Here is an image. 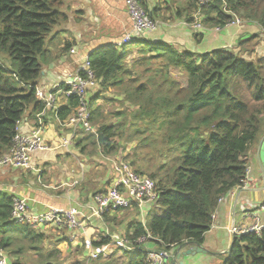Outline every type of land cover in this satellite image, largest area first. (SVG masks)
<instances>
[{
  "label": "trees",
  "instance_id": "16d2710c",
  "mask_svg": "<svg viewBox=\"0 0 264 264\" xmlns=\"http://www.w3.org/2000/svg\"><path fill=\"white\" fill-rule=\"evenodd\" d=\"M67 1L0 0V157L10 149L28 108L36 114L43 106L36 86L45 64L54 60L49 57L47 42L55 28L68 20ZM142 5L148 9L144 2ZM200 5V0H186L176 8L177 14L192 21L200 10L205 27H225L234 15L243 14L260 28L237 42L250 56L223 47L182 52L173 44L152 43L153 36L123 48L102 45L89 55L98 89L116 88L127 103L138 108L130 123L128 119L119 125L102 123L97 125V136H89L98 140L107 155L119 147L113 142L116 137L138 141L130 162L156 181L157 199L152 206L156 212L148 214L145 224L132 223L128 236L136 239L148 233V241L168 253L189 243L203 244L221 199L243 184L249 152L264 136V54L252 56L258 52L255 43L264 35V0H210ZM134 43L140 47L139 59L129 67L127 46ZM68 46L66 43L63 49L69 50ZM138 66L152 72L146 83L137 84L133 77ZM171 67L184 72L182 81L172 77ZM77 104L75 96H70L58 108V117H68ZM100 111V107L94 109L93 125L98 124ZM116 115L124 118L121 113ZM13 202L12 194L0 190V245L17 254L23 250L18 246L21 239L35 248L44 236L11 220ZM110 240L103 237L94 243ZM58 253L38 251L45 258ZM224 255L219 264H264V229L261 235H236ZM124 256V264H148L143 249L132 255L125 251Z\"/></svg>",
  "mask_w": 264,
  "mask_h": 264
},
{
  "label": "crops",
  "instance_id": "0c3cea01",
  "mask_svg": "<svg viewBox=\"0 0 264 264\" xmlns=\"http://www.w3.org/2000/svg\"><path fill=\"white\" fill-rule=\"evenodd\" d=\"M141 2H144L153 12L152 17L159 21V28L153 33L152 43L173 44L182 52L190 50L203 53L221 47L230 49L240 37H248L260 31L254 22L246 24L243 28L231 26L222 27L220 30H216L214 26L205 27L202 23L205 30L196 31L192 27L193 20H186V15H178L176 7L172 15L166 14L163 0H141ZM65 11L69 16L67 22L57 26L48 38L49 57L54 60L45 64L37 84L45 91L51 90L55 84L70 79L94 49L117 42L132 26L131 18L122 0H68ZM165 17L168 19L165 20ZM66 43L69 45V50L63 49ZM132 45L134 44L129 46ZM129 46H127L129 51L126 65H131L132 58L129 57L139 54L140 49V47ZM112 88L107 91H101L100 88L91 95V98H96L91 101L93 111L96 107L101 108L100 114L97 115L99 119L98 124L95 125L96 128L102 123L111 125L123 123V118L116 115L119 110L115 112V109H111L115 107V98L119 102L120 100L126 102L125 95L116 96L114 92L111 94L108 91ZM59 96V105H66L68 102L66 96ZM44 123V137L50 148L32 155L33 167L30 169L0 167V190L25 199L32 211L72 206L80 210L84 229L79 230L77 236L72 238L71 235L76 234V231L70 230H45L44 228L37 230L44 238L55 233L56 248L60 249L62 255L67 256L66 250L72 247L71 255L76 262L77 257H80V251H83L82 255L87 256L86 249L83 248L85 238H93L94 242H98L103 237L112 239L115 234L129 235L133 230L132 223L147 222L152 207H145L144 212L133 207L107 211L102 215L94 213V194L106 190L115 181L111 159L122 155L133 162L132 155L135 153L133 150L137 145L136 140L127 142L119 137L114 138L113 142L119 147L107 155L103 152L98 140L89 136L90 132L71 133L72 129L62 126L53 112L48 113ZM19 124L22 133H30L37 126V118L32 107L28 108ZM65 138L71 139L69 148L62 146ZM122 144L127 147V151L121 146ZM253 161L254 158L249 159L251 167L249 186L245 190L233 189L224 200L220 201L214 213L211 228L205 234L203 244L200 245L205 252L182 255L177 260L178 264L180 262L182 264H213L219 253L222 259L234 240L235 236L229 232V227L251 224L252 213L264 220V211L257 209L258 205L264 202V178L262 181L258 180V171L262 169L256 161ZM50 237V240H53L52 234ZM151 243L152 245L146 243L144 246L147 249H158L153 242ZM195 245L197 244L189 243L182 248L188 249ZM180 247L171 250L169 262H175V252ZM129 253L134 254V252ZM123 255L125 251L119 250L114 257ZM112 259L109 258L106 261L110 262Z\"/></svg>",
  "mask_w": 264,
  "mask_h": 264
},
{
  "label": "built area",
  "instance_id": "2783aa9c",
  "mask_svg": "<svg viewBox=\"0 0 264 264\" xmlns=\"http://www.w3.org/2000/svg\"><path fill=\"white\" fill-rule=\"evenodd\" d=\"M126 11L129 14L132 26L123 37L113 43L117 48H123L136 40L150 39V33L157 31L159 24L150 15L149 11L142 5L141 0H122ZM227 3V0H222ZM210 0H200V6L207 5ZM223 8L227 10V6ZM241 20L234 15L225 27L231 25H241ZM192 27L195 30H205L202 25V16L200 10L194 15ZM222 27H216L220 30ZM153 36V35H152ZM100 83L96 72L91 65V60L86 57L81 63L76 73L70 79L63 83L55 84L51 90L45 91L36 86V95L43 103L42 108L36 112L37 126L30 133L21 132L18 123L16 135L10 149L0 157V167H19L23 169L32 168V155L38 151L50 148L44 137L45 123L44 118L49 112H53L62 126L71 128V133L80 131L90 132L97 135V128L91 122L93 109L91 106V95L99 88ZM59 95H64L68 99L75 96L77 107L74 112L65 119L58 117ZM71 139L65 138L62 146L69 148ZM113 173L115 177L114 184L104 191L94 194L95 203L94 213L102 215L111 210H125L137 207L144 212L145 207H152L157 199L156 181L149 175L138 172L132 163L124 156L118 155L111 159ZM250 167H248L247 178L241 186L237 188L245 190L249 186ZM232 192V191H231ZM225 197L221 199L224 200ZM257 207V205H256ZM259 210L264 211V202L258 205ZM215 215V214H214ZM81 212L77 207L55 208L52 207L45 211H32L25 199L14 196L13 210L11 220L18 224H27L36 231L44 228L54 230L76 231L72 234L74 238L79 230L84 229V223L80 218ZM253 218L251 224H239L229 227V232L234 236L254 232L261 235L264 229V220L255 213L250 215ZM214 217V216H213ZM113 238L104 244L95 245L93 238H85L83 246L86 249L89 261L98 259H109L119 250L126 252H137L143 249L147 254L148 264H172L169 262V255L166 250L147 249L144 245L148 242L150 235L147 233L136 239L128 235L115 234ZM0 264H13L10 261L6 249L0 245Z\"/></svg>",
  "mask_w": 264,
  "mask_h": 264
},
{
  "label": "rangeland",
  "instance_id": "374dc122",
  "mask_svg": "<svg viewBox=\"0 0 264 264\" xmlns=\"http://www.w3.org/2000/svg\"><path fill=\"white\" fill-rule=\"evenodd\" d=\"M163 2H164L163 5H164L165 13L166 14H171V15H172V11L174 10L175 7L177 8L178 6H184L186 4V0H163ZM165 3H166V5H165ZM169 9H172V10H169ZM147 10L150 11L149 9H147ZM176 13H177V9H176ZM181 15H184V14L182 13ZM236 16L241 20L242 24L241 25H231V26H238V28H243L246 24L252 22V21L248 20L245 17V15H243V14H236ZM164 19L167 20L168 18L165 17ZM154 20L159 24L158 20H156V19H154ZM231 26H228V27H231ZM153 33L154 32L150 33L149 36L152 37ZM253 35H254V33L252 35L248 36V37H251ZM142 41H144V40H142ZM130 47H139V45H138V43H134V45H132ZM255 47H256L258 52H254L253 53V55H252L253 58L264 54V37L260 36L259 40L255 43ZM230 49H236L237 53H240V51H241V47L237 43L235 45H233ZM241 53L244 54L245 56H250V54L246 53V51H241ZM129 58L130 59L132 58V63L135 60V63H134V65H135L136 64V60L139 59V54H136V55L133 54ZM154 61H155V65H157L156 64L157 60H154ZM132 63H131V65H128V66L131 67ZM136 68H137L136 70H133L134 71L133 72V77H134L135 80L138 79L139 82L137 84L146 83L147 79L150 77L152 72H147L145 70V67H143V66L142 67L138 66ZM169 71H170V74L173 75L172 77L177 78L178 80L182 81V78H183V75H184L183 71H181V70H179L177 68H173V67H171L169 69ZM101 91H103V90H101ZM108 92H111V94L114 92L116 94V96L121 95V92L118 89H116V88H112V90L108 91ZM114 101H115V103H114L115 107H112L111 110L115 109V112H116V110H119L118 113H121V114L124 115L123 120L125 122H127V119H128L129 123H130V120L133 119V114H134L135 109L136 110L138 109V108H136L137 106L132 104V103H126V102L121 101V100L119 102V100L116 99V98H115ZM116 107H119V108L117 109ZM263 138H264V136H261V138H259V140L252 146V148H251V150L249 152L250 154L248 156L249 159L254 158V161H256V164H258L260 166V168L262 169L261 171L260 170L258 171L259 172V174H258V180L259 181L260 180L262 181L263 178H264V165L260 162V159H259V146H260V142H261V140ZM138 144L139 143L137 141V147H138ZM121 146L124 149H126V151H127V147H125L124 144H122ZM261 166H263V167H261ZM250 170H251V167H250ZM262 196H263V192H262ZM159 211L160 210H158V212ZM154 212H156V209L153 208L149 212V215L151 216V214H153ZM47 230H49V229H47ZM51 234L53 235V240H50V238H51L50 235ZM51 234H49V236L47 238H43L40 242L35 244L34 245L35 248L30 247L28 245L29 243H28L27 240L21 239L19 241L18 246H23V250H21L20 253H17V254L12 253L11 249H7L6 250L10 261L13 262V264H15V262L17 260L20 261V264H37V263H40L41 261H44L45 263H47V262H55V263H59V264H122L125 261V259H126L124 257V255L121 256V257H116L117 256L116 255L110 262L106 261V259H103V258L98 259L96 261H89L88 258H86L84 255H82L83 251H80V255H79L80 257H77L76 262H74L75 261L74 257L71 255V253H73V252H71V251H73V248L71 247L70 249L66 250L67 251L66 252L67 256L62 255L60 249L56 248V245L54 244L55 243L54 236L56 234L55 233H51ZM147 244L148 245H152V243L150 241H148ZM54 250L59 251V253L56 256H49V257L45 258V256L38 254V251H42V253L44 255H48ZM220 254L221 253H219V256L213 261V264H219V263H221L223 261L225 255L222 256L223 259H221V255Z\"/></svg>",
  "mask_w": 264,
  "mask_h": 264
},
{
  "label": "water",
  "instance_id": "95a60500",
  "mask_svg": "<svg viewBox=\"0 0 264 264\" xmlns=\"http://www.w3.org/2000/svg\"><path fill=\"white\" fill-rule=\"evenodd\" d=\"M259 159L260 162L264 165V138L261 140L259 146ZM199 252H205V249L200 245H195L188 249H183L181 246L176 250L175 252L176 260L172 264H178L177 260H179L182 257V255H194ZM180 264H182V262H180Z\"/></svg>",
  "mask_w": 264,
  "mask_h": 264
}]
</instances>
